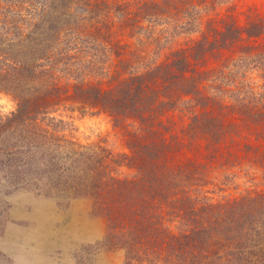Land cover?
I'll return each mask as SVG.
<instances>
[{
	"label": "trees",
	"instance_id": "obj_1",
	"mask_svg": "<svg viewBox=\"0 0 264 264\" xmlns=\"http://www.w3.org/2000/svg\"><path fill=\"white\" fill-rule=\"evenodd\" d=\"M217 1L0 0V174L91 200L122 264H264V194L207 189L216 168L264 169V18ZM61 109L108 117L129 153L82 143Z\"/></svg>",
	"mask_w": 264,
	"mask_h": 264
},
{
	"label": "rangeland",
	"instance_id": "obj_2",
	"mask_svg": "<svg viewBox=\"0 0 264 264\" xmlns=\"http://www.w3.org/2000/svg\"><path fill=\"white\" fill-rule=\"evenodd\" d=\"M216 5L213 16L233 13L242 24L251 13L264 18V0H220ZM15 109V100L0 93V115L7 116ZM180 110L164 119L168 124L174 123L178 130L190 122V115ZM58 116L72 124V133L82 143H101L114 153H129L123 134L108 117L83 116L63 109ZM249 141L260 144L255 136H250ZM244 164L213 171L216 180L207 189L214 201L247 192L264 194V169ZM107 227V221L93 213L89 199L67 200L39 195L30 189H14L4 179V173L0 174V264H122L123 249L104 248L100 244Z\"/></svg>",
	"mask_w": 264,
	"mask_h": 264
}]
</instances>
